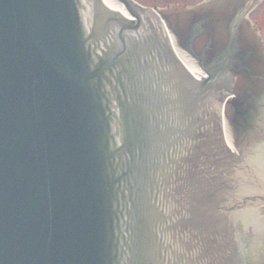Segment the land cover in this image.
Wrapping results in <instances>:
<instances>
[{
    "label": "water",
    "instance_id": "water-1",
    "mask_svg": "<svg viewBox=\"0 0 264 264\" xmlns=\"http://www.w3.org/2000/svg\"><path fill=\"white\" fill-rule=\"evenodd\" d=\"M118 1L0 0V264H220L224 230L258 253L264 100L236 155L229 72L192 73L154 10Z\"/></svg>",
    "mask_w": 264,
    "mask_h": 264
},
{
    "label": "flooded vegetation",
    "instance_id": "flooded-vegetation-1",
    "mask_svg": "<svg viewBox=\"0 0 264 264\" xmlns=\"http://www.w3.org/2000/svg\"><path fill=\"white\" fill-rule=\"evenodd\" d=\"M161 1L172 3L178 0ZM181 1L183 4L189 2V0ZM154 9L158 10L156 7ZM161 14L159 13V16L166 21L170 22V19L176 18L181 22V29L173 27L172 31H174L179 46L198 68L209 72L214 70L229 72L232 82L230 92L233 97L229 96L225 99V114L228 129H233V135H231L240 150L235 154L240 155L243 149H247L248 137L252 131L259 129L262 115L264 0H203L199 5L196 4L194 9H184L180 14H173L175 18H171L169 14ZM247 78L261 88L260 93L253 99L246 98L240 93L238 81ZM231 110L234 111L232 116L229 113ZM247 199L249 200L247 204L259 209L257 216L264 221V195H250ZM237 206L238 204H234L228 209L236 211ZM235 224L240 225L237 222ZM236 231L235 236L242 237L245 234L249 241L260 235L254 225L245 231L241 230V227ZM225 235L224 230L220 264H264V246L258 249V253L250 248L246 256L238 252L234 256L225 243Z\"/></svg>",
    "mask_w": 264,
    "mask_h": 264
},
{
    "label": "bare ground",
    "instance_id": "bare-ground-1",
    "mask_svg": "<svg viewBox=\"0 0 264 264\" xmlns=\"http://www.w3.org/2000/svg\"><path fill=\"white\" fill-rule=\"evenodd\" d=\"M104 1L106 3H108L110 6H112L113 8H115L116 10H118L120 12H123V13H127V11L125 10L124 6L118 0H104ZM170 34L172 35L171 32H170ZM171 35H170L171 40L174 42L175 37L172 35L174 37V39H173ZM181 49H179L177 47L176 48V52H177V55L179 56V59L182 61V63L185 65V67L189 71H191L192 73H194V74H196V75H198L200 77H208L204 70L198 68L191 61V59L188 57V55L187 56L185 55V54H187L186 52H185V54L183 53L184 51L181 52ZM231 97H233V95ZM223 132H224V138H225V141H226L227 145L229 147H231V148H234L235 153H237V149H236L234 143L232 142V140L230 139V137L228 136V134L226 132V129H224Z\"/></svg>",
    "mask_w": 264,
    "mask_h": 264
},
{
    "label": "rangeland",
    "instance_id": "rangeland-1",
    "mask_svg": "<svg viewBox=\"0 0 264 264\" xmlns=\"http://www.w3.org/2000/svg\"><path fill=\"white\" fill-rule=\"evenodd\" d=\"M135 1L136 3H138L139 5H142V6H145V7H148V8H154L156 7L158 10L159 9H177V8H182V7H187V6H192L202 0H189L188 3H181L182 1L181 0H178V1H174V2H169V3H166L164 1H156V0H133ZM185 6H183V5ZM157 10V11H158ZM176 43H177V47L179 49H181V47L179 46V43L177 42V40H175ZM184 51L183 49H181V52ZM185 54V52H183ZM187 56V54H185Z\"/></svg>",
    "mask_w": 264,
    "mask_h": 264
}]
</instances>
